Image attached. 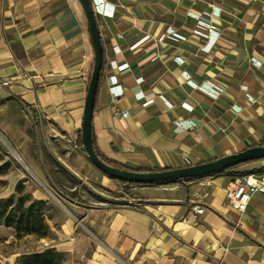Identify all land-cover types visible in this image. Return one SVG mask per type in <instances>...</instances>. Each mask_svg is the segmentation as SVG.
<instances>
[{"label":"crops","instance_id":"crops-1","mask_svg":"<svg viewBox=\"0 0 264 264\" xmlns=\"http://www.w3.org/2000/svg\"><path fill=\"white\" fill-rule=\"evenodd\" d=\"M106 1L114 12L96 17L105 58L92 115L103 156L132 170H164L235 153L264 137V0ZM111 60L128 63L118 74L123 94L116 100ZM93 62L79 0H0V101L7 102L0 111L35 113L47 134L81 140ZM202 82L223 90L213 97ZM138 91L152 101L137 100ZM115 106L129 115L118 118ZM8 115L12 120L14 113ZM175 121L193 126L176 130ZM74 152L56 159L86 185L92 163ZM41 155L29 151L23 158L39 181ZM263 173L264 157L199 180L139 184L121 198L101 200L81 189L62 198L68 207L48 210L49 233L32 240L33 247L65 255L60 264H264V192H253L244 212L227 197L235 179ZM23 176L10 175L9 185ZM29 192L49 199L40 186ZM16 238L13 228L0 225V264H16Z\"/></svg>","mask_w":264,"mask_h":264},{"label":"rangeland","instance_id":"rangeland-1","mask_svg":"<svg viewBox=\"0 0 264 264\" xmlns=\"http://www.w3.org/2000/svg\"><path fill=\"white\" fill-rule=\"evenodd\" d=\"M6 103L4 100H1L0 106ZM8 113H14L12 120L9 118ZM0 122L1 126L3 125V127H0V198H7L13 195L16 199L17 188L20 189V194L26 195V193L30 194L31 187L40 186L46 195L49 196V199L45 200L46 205L44 208L45 215H47V212L49 213L48 210H52L53 208L56 209L58 207L64 209L63 205L68 207L62 198L64 196L74 198L75 194L81 189L88 190L92 197L95 196L97 199L106 200V198L111 196L121 198L125 192L127 193L131 190V187L139 185L111 178L93 164L88 173L89 176H86V185H80L79 180L67 173L60 160L56 159L64 150H69L73 153L78 149L84 152L82 142L79 138H72L65 136V134H58L57 138H54L52 135H49V132L47 134V130L44 128V122L40 121L35 113L29 116V114L27 115L26 112L21 111L15 106H8L5 110L0 111ZM17 124L20 125V130H18ZM25 125L27 126L26 128L24 127ZM24 137H26V143L24 142ZM59 140L66 142L70 149L64 148L63 150L62 143ZM46 146H49V148ZM29 151L36 156L42 154L44 163L42 164V177H40L42 181H39L27 169L24 163V153ZM72 160L70 161L72 162ZM13 174H24V176L16 182L10 180L12 183L15 182L14 186H11L9 185L8 178ZM199 179L201 177L190 180ZM172 182L176 181L157 182V184H168ZM9 187L11 189L10 192ZM92 190H95L97 195H94ZM38 237L36 234L31 233L21 235L16 238L17 240L12 241L11 245L15 246L17 251H21L20 253L18 252L15 258L16 264H23L24 256H31L37 253L36 248L33 247L32 240L34 241ZM59 256L58 264L66 259V256L63 254H59Z\"/></svg>","mask_w":264,"mask_h":264},{"label":"water","instance_id":"water-1","mask_svg":"<svg viewBox=\"0 0 264 264\" xmlns=\"http://www.w3.org/2000/svg\"><path fill=\"white\" fill-rule=\"evenodd\" d=\"M79 1L87 20L88 30L90 33L94 51L93 68L88 83L81 125V142L87 158L96 168L114 179L136 184H147L174 181L180 178L203 177L212 173L221 172L240 163L264 157V147L257 144L207 162L193 164L185 167L155 171L138 172L134 170L119 169L109 166L99 160V158L95 154L91 141V121L95 105L99 76L103 66V47L96 17L93 13L90 0Z\"/></svg>","mask_w":264,"mask_h":264},{"label":"built area","instance_id":"built-area-1","mask_svg":"<svg viewBox=\"0 0 264 264\" xmlns=\"http://www.w3.org/2000/svg\"><path fill=\"white\" fill-rule=\"evenodd\" d=\"M91 7L93 10V13L95 17L97 16H104V17H112L114 12V5L110 4L106 0H90ZM203 25V24H200ZM212 26H207L208 32H212L213 30ZM171 35L175 38H181V36L175 32H171ZM147 36H144V38ZM114 51L118 49V46L113 47ZM180 61V60H179ZM110 65L112 66V69L114 72L109 75V83H110V93L113 100L118 99L123 94V87L118 82V74H120L123 70L128 68V63L124 62L121 64H116L113 60L110 61ZM200 88L204 89L208 94H210L213 97H217L219 93L223 90L222 87L216 86L215 84L209 83V82H202L199 85ZM241 89L245 92V96L247 100L253 102L255 100L254 96L248 91V88L246 85H242ZM136 99H144V104H148L152 101L151 97H146V95L138 91L136 94ZM161 97L165 104L167 106H170V103L164 99L162 95H159ZM181 106L186 108L187 110H191L192 105L188 102H182ZM114 114L118 118H126L129 115V111L124 108H119L117 106L114 107ZM180 122L175 121V129L176 130H183L188 129L189 127L193 126V123L190 121L186 126L181 127ZM186 163H189L188 160L185 159ZM261 191L264 192V173L261 175L256 174H249L246 176H243L241 179H235L233 181V185L230 189L227 191V197L230 201V203L233 205V207L238 210L239 212H244L247 208V205L251 199V195L253 192ZM193 210L196 213H202L204 210V206L200 204H194L192 206Z\"/></svg>","mask_w":264,"mask_h":264},{"label":"trees","instance_id":"trees-1","mask_svg":"<svg viewBox=\"0 0 264 264\" xmlns=\"http://www.w3.org/2000/svg\"><path fill=\"white\" fill-rule=\"evenodd\" d=\"M102 47H103V43H102ZM104 58H105V50L103 47V63H104ZM100 77H101V73L99 76V80ZM91 141L95 154L97 155L99 160H101L103 163L119 169L132 170L121 164H117L113 161L108 160L105 156H103L100 153V151L96 146V140L92 128V121H91ZM257 144L264 147V137L255 145ZM244 163H240L233 167L242 165ZM134 171L145 172V171H155V170L138 168ZM212 174H216V173H212ZM190 179L193 178H180L178 180H190ZM16 193H17L16 199L14 198L13 195H10L7 198H0V225L13 228V230L15 231V237L17 238L20 237L21 235H26L31 233H34L39 237H44L48 235V227L44 219L45 218L44 208L46 205V201L43 199H33L29 193H26V195H22L20 194V189L18 188L16 190ZM59 257L60 256L58 253L50 249H47L42 252L34 253L31 256H24L23 264H58Z\"/></svg>","mask_w":264,"mask_h":264}]
</instances>
